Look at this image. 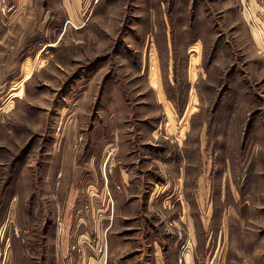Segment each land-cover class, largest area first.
<instances>
[{
	"label": "rangeland",
	"instance_id": "obj_1",
	"mask_svg": "<svg viewBox=\"0 0 264 264\" xmlns=\"http://www.w3.org/2000/svg\"><path fill=\"white\" fill-rule=\"evenodd\" d=\"M92 147H181L186 211L88 221ZM103 254L264 264V0H0V264Z\"/></svg>",
	"mask_w": 264,
	"mask_h": 264
},
{
	"label": "crops",
	"instance_id": "obj_2",
	"mask_svg": "<svg viewBox=\"0 0 264 264\" xmlns=\"http://www.w3.org/2000/svg\"><path fill=\"white\" fill-rule=\"evenodd\" d=\"M254 38L256 39V36ZM132 148V150H128L127 147H92L88 151L87 158L83 164L81 165L80 162L77 164L76 169L78 171H81V169L82 171L92 169V172L85 171L84 176H82L84 178L83 184L85 185L82 189L85 195L82 194L79 198L84 197L86 200L85 204L90 202L89 204L92 207V210H90L92 212L87 214V219L89 221L92 217L98 216H100V220H103V218L108 219L110 218V213L113 211L116 213V211H120L119 209H121L128 212L135 204H137V207H141L145 196L147 198L145 211H148V213L155 212L164 221L167 228L168 224L165 221V213H162L165 209L162 208V205L169 207L172 206L173 202L174 204L180 202L181 204L177 206L179 210L180 208L184 210L186 209L185 200L188 199L180 187L181 174L179 175V173L181 171L176 174L174 170L178 168V164L181 169L182 167H186L184 166L185 161L183 160V162L178 159V156H183L182 149L180 147L179 151H177L173 147H169L168 153L163 158L157 156L160 153L155 152L157 151L155 147ZM165 156H168L167 158L169 159L167 160ZM141 158L145 159L149 167L142 165L140 162ZM114 168L115 176L112 175L113 173H109L110 170L114 172ZM85 175L87 176L85 177ZM148 184H152V187L156 185V187L154 186L151 192L145 194V187ZM87 197L90 200L87 201ZM152 207H155V209H152ZM102 213H106V215ZM127 217L124 216L122 218ZM184 220L188 222L187 216H182L180 212L179 222H184ZM96 223L98 222L95 220L91 224H87L89 226L88 230H94L96 226L101 228L100 223H98L99 225ZM150 226L157 229L155 228L156 224H151ZM99 227H97L98 229L96 228L98 232L100 231ZM107 229L108 226L106 224L105 229L102 228V230L106 232ZM98 232L97 234H99ZM83 236L84 239L90 240L89 236L85 234ZM126 242L129 243L131 241ZM158 242L163 243L160 238H157L154 241V246ZM97 257L91 256L88 264H106L105 254L102 255V258L99 255ZM112 262L116 264L115 261Z\"/></svg>",
	"mask_w": 264,
	"mask_h": 264
},
{
	"label": "built area",
	"instance_id": "obj_3",
	"mask_svg": "<svg viewBox=\"0 0 264 264\" xmlns=\"http://www.w3.org/2000/svg\"><path fill=\"white\" fill-rule=\"evenodd\" d=\"M175 232H176V234H178V235H180V236H182L183 235V230H182V228H180V227H177V229L175 230ZM84 242H86V244H89L90 245V240L89 239H85V241ZM99 244V243H98ZM73 248L75 249L76 248V246H73ZM79 249H78V251L79 252H82V249L80 248V247H78ZM107 251V245H106V243H104V242H101L100 243V245H99V247H98V253H100V252H106ZM74 262L75 261H71L70 262V264H74ZM82 263V262H81Z\"/></svg>",
	"mask_w": 264,
	"mask_h": 264
}]
</instances>
